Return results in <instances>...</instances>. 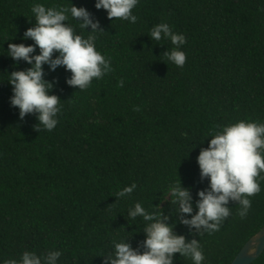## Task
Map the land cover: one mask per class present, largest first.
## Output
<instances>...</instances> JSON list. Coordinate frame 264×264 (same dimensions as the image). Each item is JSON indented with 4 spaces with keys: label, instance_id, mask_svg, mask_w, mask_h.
<instances>
[{
    "label": "trees",
    "instance_id": "1",
    "mask_svg": "<svg viewBox=\"0 0 264 264\" xmlns=\"http://www.w3.org/2000/svg\"><path fill=\"white\" fill-rule=\"evenodd\" d=\"M34 3L86 7L104 32L97 50L113 69L79 90L67 84L65 66L53 71L45 63L50 94L61 99L51 131L37 129L38 114L21 120L10 102V72L31 65L17 63L8 47L35 43L24 38L35 26ZM95 4L0 0V264L26 250H59V264H111L119 242L143 252L153 221L129 215L136 203L160 214L175 234L199 240L203 264H230L264 226V180L246 217L232 201L218 231L201 235L183 220L196 214L198 192L209 188L197 157L210 135L240 120L264 123V0H139L134 24L109 19ZM65 23L83 36L92 31L71 17ZM160 23L186 37L183 67L165 56L175 47L170 40L151 37ZM39 52L37 46L32 55ZM179 181L191 192V214L168 195L169 184ZM132 184L131 193L118 195ZM173 264L192 261L177 253ZM251 264H264V252Z\"/></svg>",
    "mask_w": 264,
    "mask_h": 264
},
{
    "label": "clouds",
    "instance_id": "2",
    "mask_svg": "<svg viewBox=\"0 0 264 264\" xmlns=\"http://www.w3.org/2000/svg\"><path fill=\"white\" fill-rule=\"evenodd\" d=\"M138 3L139 0H96L95 7L106 10L109 19L134 24L138 17L133 14V9ZM31 12L35 26L24 32V38H31L35 43H11L8 47L7 54L17 63L24 60L31 65L27 70L10 72L8 81L13 86L10 102L19 108L21 120L30 113L38 114L37 129L43 126L51 131L58 124L61 99L50 94L53 84L45 80L44 64H49L53 71L57 66H65L71 72L67 84L78 86L79 90L87 89L93 79H101L113 69L111 60L97 50V37L104 32L100 29V22L93 19L86 7L72 3L70 7H48L34 3ZM70 17L78 23L79 29L86 30L90 26L92 31L87 32V36L77 33L74 26L65 23ZM150 35L156 41L170 40L175 47L165 56L176 66L183 67L187 58L181 48L187 43L183 34L173 32L167 23H160L152 27ZM37 46L40 52L33 56ZM54 53L59 54L54 56ZM210 136L209 146L197 157L200 175L209 180V188L198 192L196 214L183 220L201 235L219 230L221 222L231 215L229 203L232 201L239 205L240 217H246L251 208L250 197L261 191L259 181L264 180V123L240 120L223 126ZM135 187V184L124 187L118 195L123 197ZM167 192L172 203L179 204L181 213L193 212L191 192L182 187L180 181L169 184ZM129 215L153 221L145 228V251L140 252L129 243H116L115 256L109 257L111 264H173L177 253L189 258L192 264H203L205 257L199 240L188 241L185 236L175 234L173 227L159 218L160 214L149 213L141 203H136ZM61 255L59 250L43 254L26 250L19 260L11 259L3 264H59Z\"/></svg>",
    "mask_w": 264,
    "mask_h": 264
},
{
    "label": "water",
    "instance_id": "3",
    "mask_svg": "<svg viewBox=\"0 0 264 264\" xmlns=\"http://www.w3.org/2000/svg\"><path fill=\"white\" fill-rule=\"evenodd\" d=\"M264 252V226L242 247L230 264H251Z\"/></svg>",
    "mask_w": 264,
    "mask_h": 264
}]
</instances>
